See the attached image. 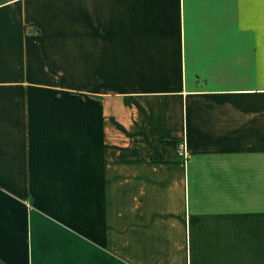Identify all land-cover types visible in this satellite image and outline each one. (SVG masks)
I'll list each match as a JSON object with an SVG mask.
<instances>
[{"label":"crops","instance_id":"crops-1","mask_svg":"<svg viewBox=\"0 0 264 264\" xmlns=\"http://www.w3.org/2000/svg\"><path fill=\"white\" fill-rule=\"evenodd\" d=\"M0 264H264V0H0Z\"/></svg>","mask_w":264,"mask_h":264},{"label":"built area","instance_id":"built-area-1","mask_svg":"<svg viewBox=\"0 0 264 264\" xmlns=\"http://www.w3.org/2000/svg\"><path fill=\"white\" fill-rule=\"evenodd\" d=\"M177 153L179 156H181L184 160L187 158V146L184 140H181L178 143Z\"/></svg>","mask_w":264,"mask_h":264}]
</instances>
